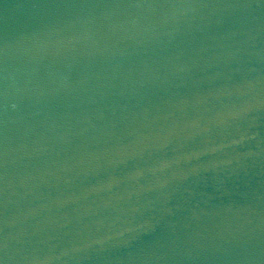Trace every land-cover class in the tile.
<instances>
[{
    "label": "water",
    "instance_id": "95a60500",
    "mask_svg": "<svg viewBox=\"0 0 264 264\" xmlns=\"http://www.w3.org/2000/svg\"><path fill=\"white\" fill-rule=\"evenodd\" d=\"M0 264H264V0H0Z\"/></svg>",
    "mask_w": 264,
    "mask_h": 264
}]
</instances>
